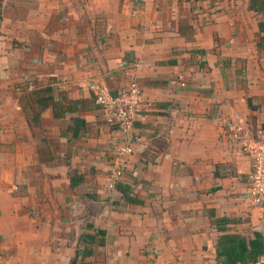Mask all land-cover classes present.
Wrapping results in <instances>:
<instances>
[{
	"label": "crops",
	"instance_id": "1",
	"mask_svg": "<svg viewBox=\"0 0 264 264\" xmlns=\"http://www.w3.org/2000/svg\"><path fill=\"white\" fill-rule=\"evenodd\" d=\"M250 1L0 0V264H71L97 229L81 264H221V234L264 237L232 131L264 125V15ZM133 80L140 139L113 184L120 132L90 83L117 94ZM47 85L79 108L35 122Z\"/></svg>",
	"mask_w": 264,
	"mask_h": 264
},
{
	"label": "built area",
	"instance_id": "2",
	"mask_svg": "<svg viewBox=\"0 0 264 264\" xmlns=\"http://www.w3.org/2000/svg\"><path fill=\"white\" fill-rule=\"evenodd\" d=\"M90 89L96 102L104 109L107 121L120 132L111 157V181L116 184L129 168L130 157L135 151L134 144L140 139L135 132L134 121L143 103V90L136 80L117 94L98 82L90 83ZM232 131L251 160L246 198L254 204L264 203V127L243 132L241 128L233 127ZM253 264H264V256Z\"/></svg>",
	"mask_w": 264,
	"mask_h": 264
},
{
	"label": "trees",
	"instance_id": "3",
	"mask_svg": "<svg viewBox=\"0 0 264 264\" xmlns=\"http://www.w3.org/2000/svg\"><path fill=\"white\" fill-rule=\"evenodd\" d=\"M250 7L258 10L264 15V0H251ZM1 14V3H0ZM260 30L264 32V19L259 23ZM96 102V98L93 95ZM35 104L38 107L36 111H33V120L39 122L41 112L46 108L52 106L55 116H62L63 113L77 110L79 108V100L68 99L67 103H63L61 100H56L54 90L51 85L37 88L33 93ZM86 121L82 117H74L73 124L69 127L73 131L74 135H78L79 129L86 126ZM264 127V125L262 126ZM224 220V218L220 219ZM219 221V220H217ZM221 231H224L221 229ZM105 235L104 231L97 229L96 233L88 234L86 240L91 243L85 245L83 248L77 249L76 256L71 260V264H81L88 256L93 255L94 250L92 245L99 244L103 241H97V235ZM264 255V237L261 233L255 232V236L251 239L246 236L236 233L225 232L218 238L217 244V262L221 264H253L260 260Z\"/></svg>",
	"mask_w": 264,
	"mask_h": 264
}]
</instances>
